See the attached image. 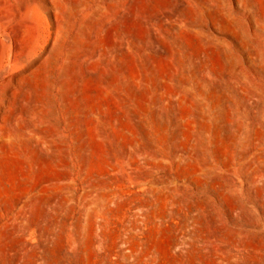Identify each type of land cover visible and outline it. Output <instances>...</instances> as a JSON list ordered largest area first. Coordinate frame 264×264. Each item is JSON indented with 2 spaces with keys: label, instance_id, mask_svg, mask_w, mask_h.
<instances>
[{
  "label": "rangeland",
  "instance_id": "374dc122",
  "mask_svg": "<svg viewBox=\"0 0 264 264\" xmlns=\"http://www.w3.org/2000/svg\"><path fill=\"white\" fill-rule=\"evenodd\" d=\"M0 264H264V0H0Z\"/></svg>",
  "mask_w": 264,
  "mask_h": 264
}]
</instances>
